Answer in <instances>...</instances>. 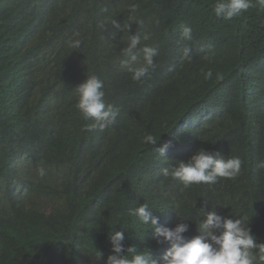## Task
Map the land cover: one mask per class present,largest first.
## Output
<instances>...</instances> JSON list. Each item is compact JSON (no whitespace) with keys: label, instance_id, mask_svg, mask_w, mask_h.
I'll return each instance as SVG.
<instances>
[{"label":"trees","instance_id":"1","mask_svg":"<svg viewBox=\"0 0 264 264\" xmlns=\"http://www.w3.org/2000/svg\"><path fill=\"white\" fill-rule=\"evenodd\" d=\"M132 3L142 27L98 28L107 16L127 24ZM213 3L0 0V264H106L112 231L124 232L125 246L148 248L159 260L170 244H158L154 228L128 216L129 208L147 202L164 222L167 213L162 227L187 219L192 237L201 210L216 211L218 203L243 209L229 185L264 203V183L252 186L242 174L185 188L162 172L184 162L175 154L179 146L205 149L208 138L222 155L228 153L220 145L234 146L236 157L243 149L264 160V11L252 8L226 21L215 17ZM185 26L193 29L191 41L181 38ZM145 34L150 38L142 44L159 55L154 70L134 81L120 52L130 36ZM73 38L83 40L79 49L68 46ZM186 47L191 61L183 57ZM209 68L213 77L206 80L201 69ZM92 74L104 82L105 102L120 112L114 124L88 131L93 121L77 109L75 87ZM203 101L217 117L177 143L173 125ZM247 104L261 113L253 129L239 109ZM147 134L157 138L155 146L144 142ZM166 142L167 160L155 150Z\"/></svg>","mask_w":264,"mask_h":264},{"label":"clouds","instance_id":"2","mask_svg":"<svg viewBox=\"0 0 264 264\" xmlns=\"http://www.w3.org/2000/svg\"><path fill=\"white\" fill-rule=\"evenodd\" d=\"M217 19L230 21L238 18L252 8L264 11V0H214L211 5ZM128 23L121 25L118 18L114 16L105 17L98 28L107 32L109 27L127 29L130 31L131 24L143 26L144 21L139 14V5L132 3L128 6ZM193 29L185 26L181 32V38L185 41L193 39ZM79 37V33L75 34ZM149 35L130 36L127 45L121 49L120 55L122 67L132 74L134 81H141L149 75L150 70L155 68V58L159 55L156 48L142 44V39L147 41ZM83 43L81 38H73L68 41V46L74 50L79 49ZM183 57L191 61V48L183 50ZM206 80L212 79L213 70L201 69ZM217 74V79H219ZM78 94L77 109L85 120H92L93 123L86 125V130L92 131L99 128L103 130L114 124L120 109L105 102L104 82L97 75H86V79L75 87ZM210 101H203L188 109L179 122L172 127L177 143L186 141L198 131L205 130L210 122L217 117L216 109L209 104ZM243 113L250 129L257 126L256 116L260 115L259 108L254 104H247L239 107ZM230 136V135H226ZM253 138L256 136L251 134ZM160 139V138H159ZM144 142L155 146L158 140L155 136L147 134ZM209 146V147H208ZM175 152L179 158H184L175 166L162 169L165 177L179 179L185 188L194 184H215L218 178L236 179L240 174L244 175L252 186L264 183V160L252 153L242 149L239 157L233 154L232 149L220 145L221 149L227 152L222 155L216 152L215 144L208 138L205 149L199 148L192 152L187 146H179ZM171 142H166L160 147H155L158 156L171 155ZM38 175L43 177L46 170L41 167ZM237 199L243 206L240 210L233 203H218L216 211H202L203 218L199 221V234L188 237L187 219L170 224L173 228L162 227L169 223L168 214L163 217H153L150 206L147 202L139 204L127 210L130 217H138L143 225L154 228V235L158 244L168 243L170 247L159 260L154 259L150 249L145 248L138 251L134 245L125 246V234L123 231H112L109 240L112 245V254L106 258V264H264V203L251 200L249 192L241 186L229 185ZM158 220L160 226L158 225ZM169 226V225H168ZM254 229H262L261 240L254 236ZM165 250L163 246L159 248ZM97 259H103L104 253L97 251Z\"/></svg>","mask_w":264,"mask_h":264}]
</instances>
